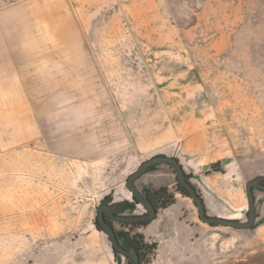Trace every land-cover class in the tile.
<instances>
[{"label": "rangeland", "instance_id": "obj_1", "mask_svg": "<svg viewBox=\"0 0 264 264\" xmlns=\"http://www.w3.org/2000/svg\"><path fill=\"white\" fill-rule=\"evenodd\" d=\"M130 1L0 0V264H123L96 209L130 202L127 178L179 144L208 216L247 219L245 185L264 181V0ZM134 186L158 208L136 228L142 264H264L263 191L237 230L202 223L169 166Z\"/></svg>", "mask_w": 264, "mask_h": 264}, {"label": "water", "instance_id": "obj_2", "mask_svg": "<svg viewBox=\"0 0 264 264\" xmlns=\"http://www.w3.org/2000/svg\"><path fill=\"white\" fill-rule=\"evenodd\" d=\"M167 165L169 166L174 174L176 181L182 187L188 197L192 200L194 203L197 212H198V218L199 220L207 225H214V226H221V227H227L231 229H237V230H248L253 227L255 219L258 215V212L260 210V203H255L254 196H253V190L257 189L259 191L264 192V184L260 183V178H255L245 185V195L247 200V219L245 222L241 223L238 221L233 220H226L223 218L218 217H210L207 215L205 206L203 203L202 198L199 196V194L196 192L195 188L189 183V181L186 179V175L177 161V159L174 156L167 157V156H154L150 158L149 160L143 162L139 165V167L127 178L126 180V188L130 192L131 196L135 199H137L140 203V205L148 212V215L145 217H124V216H113L111 211H113V207L107 206L102 204L98 208V221L102 224L105 234L107 235L110 243L111 248L113 251H118L119 253H123L129 258L132 259L131 264H137V257L135 255V252L133 250H130L129 252H126L124 249H122L116 240V236L114 232L109 228L103 221L102 213L104 212L109 218L116 219L121 222H135V221H151L155 219L156 216V210L153 208V206L150 203H147L139 191L134 186V182L139 179L142 175L147 173L150 168L155 167L157 165ZM104 233V232H103ZM127 264V261L125 262Z\"/></svg>", "mask_w": 264, "mask_h": 264}, {"label": "flooded vegetation", "instance_id": "obj_3", "mask_svg": "<svg viewBox=\"0 0 264 264\" xmlns=\"http://www.w3.org/2000/svg\"><path fill=\"white\" fill-rule=\"evenodd\" d=\"M260 183L264 184V181H260ZM255 190V189H254ZM253 190V191H254ZM257 190V189H256ZM139 193L143 197V199L150 203L153 208L158 211L157 203L154 198L150 195V192L147 187L142 188ZM107 205L113 207V211H111L113 216H124V217H145L148 215V212L140 205L139 201L133 197H131V201L128 203H114L109 198H104L101 203L98 205L96 209L95 215V225L96 227L105 233V230L102 224L98 221V208L102 205ZM140 206L142 208L141 213H135L134 207ZM104 223L111 228L116 236V240L118 245L124 249L126 252L133 250L137 257V264L143 263L144 258V248L143 245L145 242L139 239V236L136 228L144 227L148 225L151 221H135V222H121L116 219L109 218L104 212L102 213ZM131 232V233H130ZM134 232V233H133ZM116 255L122 257L123 264L127 261V264L132 263V259L126 256L123 253H119L118 251H114Z\"/></svg>", "mask_w": 264, "mask_h": 264}, {"label": "crops", "instance_id": "obj_4", "mask_svg": "<svg viewBox=\"0 0 264 264\" xmlns=\"http://www.w3.org/2000/svg\"><path fill=\"white\" fill-rule=\"evenodd\" d=\"M152 3H153V0H150ZM139 3H142L143 5H145V7H146V3H145V0L144 1H142V0H131L130 2H129V6H134V5H138ZM148 3V2H147ZM147 8V7H146ZM148 16H151L150 14L148 15L147 14V17ZM155 16V15H154ZM153 16V17H154ZM158 156V155H157ZM162 156H167V157H171V156H174L176 159H177V161L179 162V164L181 165V167H182V169H183V171H184V173H185V175H187L188 177H189V181H191V179H190V175H189V172L186 170V168H185V162H186V153H185V151H184V149L182 148V146L179 144V146L177 147V149L175 150V152L171 155V156H168V155H162ZM161 165H164V164H161ZM157 166H159V165H157ZM157 166H155V167H157ZM167 166V165H166ZM154 167V168H155ZM154 170V169H153ZM153 170H149L147 173H150V172H152ZM146 174V173H145ZM203 200V199H202ZM203 203H204V201H203ZM239 205H241V203H239ZM246 205H247V200H246ZM204 206H205V204H204ZM205 210H206V206H205ZM206 213H207V211H206ZM207 215H208V213H207ZM212 217H221V218H223V219H229V220H233V221H236V219H230V218H224V217H222V216H220V215H213Z\"/></svg>", "mask_w": 264, "mask_h": 264}, {"label": "trees", "instance_id": "obj_5", "mask_svg": "<svg viewBox=\"0 0 264 264\" xmlns=\"http://www.w3.org/2000/svg\"><path fill=\"white\" fill-rule=\"evenodd\" d=\"M154 169V167H152V168H150V170H153ZM174 173V172H173ZM175 175V174H174ZM186 179L189 181V177L186 175ZM177 182V181H176ZM189 183H190V181H189ZM196 190V189H195ZM177 191L180 193V194H182L183 196H185V197H187V198H190V197H188V195L186 194V192H185V190L182 188V187H180V185L178 184V182H177ZM165 192V189H159V190H157L156 191V194H161V193H164ZM200 196V195H199ZM201 197V196H200ZM171 200H172V197H169ZM167 200V201H163L162 202V206H163V208H165V207H167V206H169L170 204H171V200ZM257 218V217H256ZM210 226H214V225H210ZM99 230V229H98ZM143 248H144V253L146 254L147 252H149V250H150V246H147L146 244H144L143 245ZM153 249V248H152ZM115 253V252H114Z\"/></svg>", "mask_w": 264, "mask_h": 264}]
</instances>
